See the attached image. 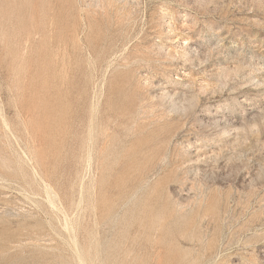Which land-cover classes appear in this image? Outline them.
<instances>
[{
	"label": "rangeland",
	"instance_id": "374dc122",
	"mask_svg": "<svg viewBox=\"0 0 264 264\" xmlns=\"http://www.w3.org/2000/svg\"><path fill=\"white\" fill-rule=\"evenodd\" d=\"M0 264H264V0H0Z\"/></svg>",
	"mask_w": 264,
	"mask_h": 264
},
{
	"label": "bare ground",
	"instance_id": "6f19581e",
	"mask_svg": "<svg viewBox=\"0 0 264 264\" xmlns=\"http://www.w3.org/2000/svg\"><path fill=\"white\" fill-rule=\"evenodd\" d=\"M180 97V96H179Z\"/></svg>",
	"mask_w": 264,
	"mask_h": 264
}]
</instances>
